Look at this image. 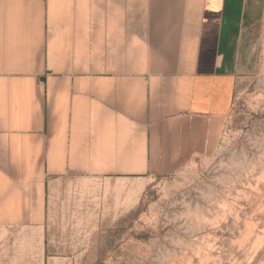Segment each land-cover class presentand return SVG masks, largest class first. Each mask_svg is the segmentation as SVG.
<instances>
[{"label":"crops","instance_id":"crops-1","mask_svg":"<svg viewBox=\"0 0 264 264\" xmlns=\"http://www.w3.org/2000/svg\"><path fill=\"white\" fill-rule=\"evenodd\" d=\"M263 20L264 0H0V228L43 227L60 178L163 166L170 123L229 113Z\"/></svg>","mask_w":264,"mask_h":264},{"label":"rangeland","instance_id":"rangeland-1","mask_svg":"<svg viewBox=\"0 0 264 264\" xmlns=\"http://www.w3.org/2000/svg\"><path fill=\"white\" fill-rule=\"evenodd\" d=\"M250 46L227 115L170 123L144 178L52 182L43 227L0 228V264H264V20Z\"/></svg>","mask_w":264,"mask_h":264}]
</instances>
